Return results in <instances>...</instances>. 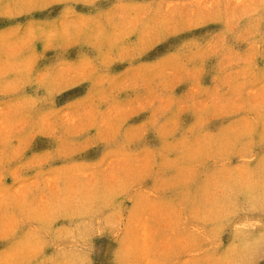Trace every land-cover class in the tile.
<instances>
[{
  "label": "rangeland",
  "instance_id": "obj_1",
  "mask_svg": "<svg viewBox=\"0 0 264 264\" xmlns=\"http://www.w3.org/2000/svg\"><path fill=\"white\" fill-rule=\"evenodd\" d=\"M0 264H264V0H0Z\"/></svg>",
  "mask_w": 264,
  "mask_h": 264
}]
</instances>
